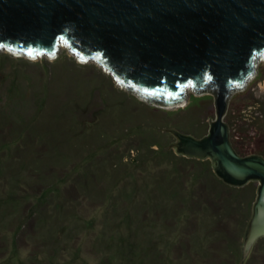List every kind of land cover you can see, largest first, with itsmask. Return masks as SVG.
<instances>
[{"label":"rangeland","instance_id":"374dc122","mask_svg":"<svg viewBox=\"0 0 264 264\" xmlns=\"http://www.w3.org/2000/svg\"><path fill=\"white\" fill-rule=\"evenodd\" d=\"M59 47L62 54H57L54 58L47 56L31 58L24 54H14L0 50V56L5 54L4 60H0V102L3 109L10 113L12 119V127L10 128L13 132L9 133L10 136L13 135L20 139L26 136L37 140H39V137L43 138L46 132L37 133L34 131L37 127H33L38 123L41 115L29 114L24 116L19 114V111L29 113L33 107L36 111L41 105V100L54 101L51 97L58 92L60 93L55 106H60V103L64 102L60 106V111L56 113L58 119L65 117V114L74 115L72 110L75 108H88L79 113L82 120H75L73 117L72 123L67 127L68 130L71 128L72 133L77 134L78 132V139L80 140L91 137L94 132L101 139L108 140L111 136L99 122L94 121L100 120L102 114L114 115L116 112L119 114V109L116 103L104 101L101 96L98 97V93L101 94L100 90H103L104 96L107 94L118 98L124 96L126 100L127 97L131 96V98L145 103L151 108L163 109L165 112L170 113L172 120L175 121L178 115L185 116L194 113L196 116L192 119V122H194L195 127L198 125L197 127L201 130L204 129V131L209 128V124L215 119V96L213 93L208 91L195 93L190 90L185 106L191 103L192 98H195L193 101L199 105V108L190 113L181 112L179 114V110L183 111L185 106L165 109L149 104L147 101L139 99L136 94L119 87L108 70L96 61L80 60L66 45ZM64 61L70 66L71 71L64 72L61 68H57L54 73L52 67ZM60 69L62 73H59ZM76 81L77 83H75ZM93 85L99 88L92 94L90 92L94 88ZM84 89H86V93ZM39 95H41L40 98L34 103L35 97ZM92 95L93 100H91ZM107 97L109 96L107 95ZM129 102L127 105L132 106L134 101ZM261 105L264 107L263 58L259 77H253L248 91L236 90L233 92V97H229L227 100L224 123L228 127H233L230 129V142L239 149L241 156L260 155L264 158V128L260 125L256 126L255 123L247 122L248 115H250L249 111H253ZM97 111H100V115ZM136 111L133 110V112ZM117 121L123 122L125 119L123 116L118 115ZM114 129L121 130V125ZM125 131H131L129 125H126ZM181 131L186 133L183 130ZM49 133L50 138H54L58 132L53 130ZM46 136H48V133ZM117 136L119 137V135ZM170 140L172 143L175 138L172 136ZM126 141V137L125 139L118 138V140H115L113 143H117L112 147V152L115 150H119L118 153L124 152ZM9 145L10 143L0 142V174L7 171L8 164H6V161L19 159L14 157L11 152L10 155L7 153V149H10ZM98 145H94L92 148L89 145L88 148L80 149L82 156L79 163L75 167L73 166L72 170L85 173L83 172L85 171L84 167L98 152V149H96ZM46 155L48 153L41 156L45 158ZM207 162H210V160ZM163 167L164 165L161 164L149 163L147 170L143 171L141 169L139 172L151 171L158 173ZM197 168L200 169V165ZM192 169L188 166V170ZM67 173V171L63 173L62 170L60 171L61 182L67 180H62ZM18 176L22 178V174ZM144 176L139 175V182ZM85 177L87 181L81 182L77 186L78 189H75L69 183L62 184L63 195L72 203V205L69 204L72 213L68 211L64 214L65 211H63L61 214L64 215L58 217L52 215L50 217L51 207L49 204L46 205V208L41 207L44 199L40 198V194L46 187L42 184L44 187L41 189L39 196L31 197L29 199L31 202L26 203L19 210L23 216L24 214L27 216V219L25 221L24 219L15 220L12 223L13 228L10 227L12 220L9 219L10 214L6 209L10 207L12 201L14 205L28 199L26 195L19 194L16 188L21 192H35L23 182V178L19 184H16L17 186L15 185V190H12L7 179L4 190L0 188V264H228L232 262V257L227 252L228 248L226 250L223 241L213 242L207 239L208 233L205 227L208 218L196 211H184L183 208L177 207L172 212L164 211L156 216L152 212H144L148 203L147 199H144L140 206L141 210L137 209L134 213L131 211L130 216L135 221L141 219L142 223L139 222L141 232L135 237L129 236L134 227L128 226L130 223L125 220L126 211L115 212L112 209L114 205L108 200L107 202L89 200L80 189L88 188L90 190L100 187L101 184L96 179L92 180L89 175ZM40 178L41 175L38 173L36 177H31L30 181L37 182ZM24 181L27 182V179H24ZM183 182L187 189L189 185H192L187 181ZM207 182L208 180L201 179L199 183L193 184V202L201 200V202L206 203L209 201L208 197H210L217 204L220 202L225 203L229 198V194L223 191L219 193L218 197L216 189L212 188V190L204 185ZM213 184L217 186L215 182ZM257 188L258 182L255 181H251L240 188L244 196V198L242 197L243 207L240 209L241 212L246 211L247 206L249 207L254 203ZM52 190L55 193L58 188L55 186ZM9 193H13L16 197L13 195L9 197L12 200H6ZM55 196H60V194L57 193ZM180 196L181 194H176L173 196V200H179ZM43 197L45 198V196ZM59 200L62 201L63 199L60 198ZM160 202L158 199L155 209H157ZM4 204L5 206H3ZM32 206H34L35 218L33 214L27 212ZM130 206L132 207L133 204L131 203ZM237 210L239 211V209ZM46 213L49 217L45 215ZM244 214L241 218V215L235 210L233 215L221 220L218 224V231L235 240L239 248H242L244 228H246L241 223V219L250 215L249 208L247 214ZM144 216L145 219H143ZM33 220L38 222L41 230H36L37 225ZM166 222L169 224H166ZM16 223L22 224L23 227L18 230L19 226ZM143 224L148 225L144 227ZM240 264L243 263L240 262ZM246 264H264L263 241L261 243L257 242L254 255H252L251 250Z\"/></svg>","mask_w":264,"mask_h":264},{"label":"water","instance_id":"95a60500","mask_svg":"<svg viewBox=\"0 0 264 264\" xmlns=\"http://www.w3.org/2000/svg\"><path fill=\"white\" fill-rule=\"evenodd\" d=\"M102 65L124 88L165 109L190 90L213 93L215 119L197 138L168 129L178 156L210 160L226 185L258 182L242 263L264 238V158L241 156L224 123L227 100L248 91L264 59V0H0V50L35 58L62 54ZM233 128V127H232Z\"/></svg>","mask_w":264,"mask_h":264},{"label":"trees","instance_id":"16d2710c","mask_svg":"<svg viewBox=\"0 0 264 264\" xmlns=\"http://www.w3.org/2000/svg\"><path fill=\"white\" fill-rule=\"evenodd\" d=\"M4 57L5 54L4 56L1 55L0 60H4ZM57 68H61L64 72L71 71V68L67 65L66 61L60 64H55V66L52 67L54 73L57 71ZM77 68L81 69L79 66H77ZM61 69L59 70V73H62ZM79 69L78 71H80ZM72 71L74 72V70ZM75 83H77V81ZM98 88L94 86L90 93L93 94ZM86 89H84L85 93ZM100 89H102V87H100ZM100 91L101 94L98 93V97L101 96L104 101L116 103L119 109V114L116 112L114 115H100V111H97L101 116V121L96 120L94 122H99L104 130L111 134L108 140L101 139L95 132H92L93 135L91 137L87 139L82 138L80 140L78 139V132L75 134V132L72 133L70 131L71 128L68 130L67 127L72 123V118L74 117L75 120H82L79 113L88 108H75L72 110L74 115L65 114V117H60L58 119L56 113L60 111V106L64 104V102H61L60 106H55V102L57 101L60 92L55 93L51 97L54 101L48 100L47 102L45 99L41 100V105L36 111H34V107L29 113L19 111V114H23L24 116L29 114H34L36 116L41 115L38 123L33 126L37 127L34 129L37 133L41 132L42 134L46 132L43 138L39 137V140L36 138H29L28 136L21 139L13 135L10 136L9 133L13 132L10 128L12 127V119L10 113L3 109L1 106L2 103L0 102V142L10 143V149H7L8 152H6L9 153V155L11 152L14 157L19 158L18 160L6 161L8 167H6V173L2 172L0 174V188L4 190L8 179V183L11 184V189L15 190V185L19 184L23 178V182L35 192H21L16 188L19 194L26 195L28 199L14 205L12 201L10 207L6 209L8 210L7 212H9L8 214H10L9 219L12 220L10 227L13 228L14 225L12 223L15 220L24 219L25 221L27 219V216L25 214L23 216L22 212H19V210L23 208L26 203L31 202L29 200L31 197L39 196L40 191L44 186L46 187H44V191L40 194V198L44 199V203L41 204V207L46 208V205L49 204L51 207L50 217L52 215L58 217L66 214L68 211L71 212L69 204L72 205V203L63 195L62 184L69 183V185L78 189L77 186L80 185L81 182H86L87 179L85 176L89 175L92 177V180L96 179L100 181L101 185L100 187L90 190L85 187L86 189L84 190L80 189L81 192L93 202L111 201V204L114 205H112V209H114L115 212L126 211L125 220L130 223L128 226L134 227L129 236L135 237L141 232V227L139 226L140 223H142L141 219L135 221L131 219L130 216L132 214L131 211L134 213L137 209L141 210L140 206L144 199H147L148 201L144 212H152L156 216H158V213L164 211L172 212L177 207L183 208L184 211H196L208 218L205 227L208 233L207 239L212 240L213 242L223 241L226 250L228 248L227 252L232 257V262L228 264H240V262H242V248L238 247V243H236L235 240L227 237L223 232L218 231V224L221 220L227 219V217L233 215L235 210L242 218L244 213V215L247 214L249 208L250 215L241 219V223L246 227L251 216L253 204L249 207L246 205V211L241 212L240 209L243 207L242 197L244 198L241 193V187L236 188L224 184L215 175L211 162H207L208 160H196L178 156L174 153L173 149L168 148L171 144L170 139L172 137V135L167 132L168 129L183 130L186 134L193 135L197 138L205 136L208 129L204 131V129H199V127H197L198 125L195 127L194 122H192V119L196 116L194 113L185 116L178 115V118L175 121L172 120L171 114L165 112V110L151 108L145 103L131 98V96L127 97L126 100L124 96L118 98L107 94L109 97L106 98L107 95L104 96L103 90ZM40 96L41 95L35 97L34 103L37 102ZM91 98V100L94 99L93 95ZM194 99L195 98H192L191 103L186 105L183 111L179 110L178 113H190L195 111V109L197 110L199 105L193 101ZM129 101H134L132 106L127 105L130 103ZM92 103L93 101L91 102V105ZM133 110L137 111L133 112ZM249 113L250 115H248L247 122L255 123L256 126L260 125V127L264 128V107L262 105L258 106L253 111L250 110ZM118 115H120V117L123 116L126 122L117 121ZM259 122L261 123L259 124ZM119 125H121V130H115L114 128ZM126 125H129V128L131 129L130 132L125 131ZM230 129H232L231 126ZM6 130L7 132H5ZM53 130H57L58 133L54 138H50L51 136L49 132H53ZM47 133L48 136H46ZM117 135H119V137ZM125 137L127 140L125 151L122 153H118L119 150L112 152V147L117 143L113 142L118 140V138L125 139ZM132 137L135 139L132 140ZM102 140H104V142H102ZM97 144H99L97 146L98 148H96L98 149V152L95 153L93 159L84 167L85 171L83 172L85 173H79L78 171L72 170L73 166L75 167L79 163V159L82 156L80 149L84 147L88 148L89 145L92 148ZM233 148L237 154H239L238 149L234 144ZM46 153H48V155H46L45 158L41 156H44ZM125 159L127 160L125 161ZM149 163L161 164L164 165V167L162 170L158 171V173L151 171L143 172L148 169ZM198 165H200V169L197 168ZM188 166L193 169L188 170ZM141 169L143 171L139 172ZM61 170L62 173L65 171L68 172L62 179H67L64 182H61ZM38 173L41 175L39 181L31 182V177H36ZM20 174H22V178H19L18 175ZM139 175H145L140 182ZM24 179H27V182L24 181ZM201 179L208 180V184L205 183L204 185L208 186L209 189H216L218 197L220 192H227L229 198L225 203L222 204V202H220L217 204L212 198L210 199V197H208L209 201L206 203L203 201L201 202V200L193 202V184L195 185L199 183ZM183 181H187L192 185H189V188L187 189ZM213 182L217 184V186L215 185L216 188ZM55 186L58 188V191L54 193L52 188ZM5 193L7 194V192ZM57 193H59L60 196H55ZM176 194H181L179 200H173V196ZM13 195V193H9L6 200H12L9 197H12ZM43 196H45V198ZM60 198L63 200L60 201ZM158 199L161 202L157 209H155L154 207L157 206L156 203L158 202ZM131 203L133 204L132 207L130 206ZM3 206H5V204ZM237 209H239L240 212ZM63 211H65V213L61 214ZM27 212H30L31 215L33 214L35 218L34 206H32ZM45 215L49 217L47 213ZM145 218L146 217L144 216L143 219ZM33 222L37 225L36 230H41L38 226V222L35 220H33ZM16 224L19 226L18 230L23 227L20 223ZM166 224L169 223L166 222ZM146 225L148 224H143L144 227ZM260 241L264 242V238L259 239L257 242L261 243ZM247 259L243 264L247 263Z\"/></svg>","mask_w":264,"mask_h":264}]
</instances>
